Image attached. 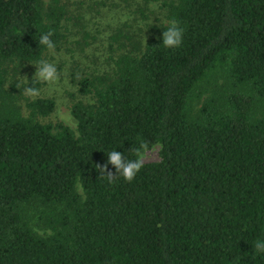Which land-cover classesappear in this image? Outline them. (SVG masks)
Listing matches in <instances>:
<instances>
[{
  "label": "trees",
  "instance_id": "16d2710c",
  "mask_svg": "<svg viewBox=\"0 0 264 264\" xmlns=\"http://www.w3.org/2000/svg\"><path fill=\"white\" fill-rule=\"evenodd\" d=\"M66 16L61 0H0V97L5 65L42 59L49 32L57 49ZM171 18L182 46L164 48L160 27L115 76L79 82L96 103L72 108L78 134L33 121L52 100L29 103L31 119L0 107V264H264L252 248L264 239V0H179ZM219 65L229 83L193 119L191 95ZM140 142L161 145V161L131 183L99 179L107 152L134 159ZM31 203L52 236L34 232Z\"/></svg>",
  "mask_w": 264,
  "mask_h": 264
},
{
  "label": "rangeland",
  "instance_id": "374dc122",
  "mask_svg": "<svg viewBox=\"0 0 264 264\" xmlns=\"http://www.w3.org/2000/svg\"><path fill=\"white\" fill-rule=\"evenodd\" d=\"M67 16L62 23L64 39L53 52L43 59L54 63L59 80L52 86L40 84L41 94L35 99L22 96L25 86H30L37 71L34 64L19 61L4 67V84L0 107L14 106L20 116L31 119L28 104L37 100H52L55 110L48 116L38 115L33 121L52 126L59 132V125L69 127L78 134V124L72 108L78 104L94 106L93 95H82L79 82L84 78L115 76L116 62L123 54L137 52V45L145 48L157 38V29L165 26L169 6L179 0H61ZM48 4L50 0H45ZM228 68L219 65L193 91L189 102L190 116L195 119L203 106L213 97L222 94L221 87L228 82ZM24 77H27L24 78ZM21 88H17V84ZM229 83V82H228ZM39 84V83H37ZM161 145L154 146L145 164L161 161ZM83 195V190L78 189ZM34 232L41 237L52 236L45 227L40 214L45 207L38 203L25 206Z\"/></svg>",
  "mask_w": 264,
  "mask_h": 264
},
{
  "label": "clouds",
  "instance_id": "9594fccd",
  "mask_svg": "<svg viewBox=\"0 0 264 264\" xmlns=\"http://www.w3.org/2000/svg\"><path fill=\"white\" fill-rule=\"evenodd\" d=\"M165 31L162 33V46L167 49H176L182 46L184 37V28L181 27L180 21L176 18H171L164 21ZM53 33L49 32L43 34L40 38L39 44L46 46L49 52L55 50V44L51 40ZM37 71L32 80V84H44L46 86H52L59 80V74L57 67L54 63L47 59H40L34 64ZM27 79V77H24ZM28 80V79H27ZM17 88L20 89L21 85L18 83ZM21 95L35 99L41 94V89L33 86H25L22 88ZM150 151H154V147L150 148L147 142H140L138 146H135L131 150V154L134 155V159H126L120 152L113 150L107 152L108 160L103 166L97 165V170L100 173V178H105L109 183L114 182L117 179L122 178L124 181L131 183L136 178L137 174L145 166V161ZM112 165L115 168V173L108 170V165ZM82 185L77 184V188L82 190ZM255 254H264V239H257L252 247Z\"/></svg>",
  "mask_w": 264,
  "mask_h": 264
}]
</instances>
